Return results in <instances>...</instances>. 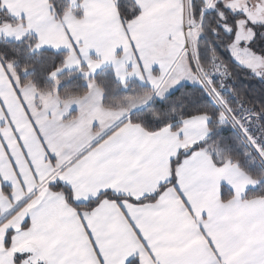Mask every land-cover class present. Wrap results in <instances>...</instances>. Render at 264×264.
<instances>
[{
  "label": "crops",
  "instance_id": "crops-1",
  "mask_svg": "<svg viewBox=\"0 0 264 264\" xmlns=\"http://www.w3.org/2000/svg\"><path fill=\"white\" fill-rule=\"evenodd\" d=\"M67 1L58 17L49 0H0L14 20L0 21V40L33 36L35 51H65L63 69L88 83L82 96L62 98L20 84L0 59V264H264V197L245 199L250 177L203 150L178 162L174 185L153 201L103 198L77 210L50 189L62 183L78 203L104 192L141 199L168 182L173 158L208 134L205 114L155 131L124 121L129 111L105 107L90 80L109 66L120 82L159 93L177 62L161 95L194 83L181 53L191 0H134L140 13L129 21L116 0ZM203 1L219 15L241 13L226 9L233 0ZM222 186L232 191L226 201Z\"/></svg>",
  "mask_w": 264,
  "mask_h": 264
},
{
  "label": "trees",
  "instance_id": "trees-1",
  "mask_svg": "<svg viewBox=\"0 0 264 264\" xmlns=\"http://www.w3.org/2000/svg\"><path fill=\"white\" fill-rule=\"evenodd\" d=\"M49 2L58 17L69 9L67 0ZM116 8L122 21L132 20L140 13L134 0H116ZM75 14L80 16V10L76 9ZM230 15L237 17L239 14ZM191 16L194 21H199L201 31L196 44L200 65L204 69H209L214 61L223 64L224 75L215 77L213 85L221 90L233 116L239 118L245 124L248 134L254 136L260 143L262 156L258 157L245 143V136L238 127L233 128L227 122L221 121L220 109L200 85L184 82L161 98L153 97L150 101L131 108L124 119L148 131H155L164 126L177 129L184 118L192 115L208 116L207 136L172 159L171 177L168 182L160 185L153 194L141 199L104 192L84 203L75 202L70 188L64 184L52 182L48 185L50 189L61 193L66 202L75 209H92L103 198L113 200L125 198L134 203L153 201L165 186L174 185L176 165L194 150H203L218 166L230 161L245 172L253 182L244 193L245 199L264 197L262 169L264 166H260L257 160L264 162V78L250 72L230 55L227 45L232 39L233 31L227 32L223 29L219 24L220 15L216 10L205 8L203 0H191ZM0 21L14 20L1 10ZM35 42L33 36L18 41L0 40V59L11 67L18 82L22 85L30 83L40 92L53 91L62 98L85 94L88 83L81 74L76 70L63 69L66 52L51 49L35 51L33 50ZM251 44L256 49H262L254 40ZM58 69H61L60 73L55 79L52 78V72ZM90 80L101 89L102 103L108 108H118L127 101H136L151 93L148 85L140 84L137 80L120 82L109 66L100 69ZM231 196L232 191L222 186V200L226 201ZM11 232L10 230L6 235V246L9 245ZM18 259L19 257H16V261ZM127 264H138V260L133 258Z\"/></svg>",
  "mask_w": 264,
  "mask_h": 264
},
{
  "label": "rangeland",
  "instance_id": "rangeland-1",
  "mask_svg": "<svg viewBox=\"0 0 264 264\" xmlns=\"http://www.w3.org/2000/svg\"><path fill=\"white\" fill-rule=\"evenodd\" d=\"M225 7L226 9H234L236 12H241L237 17H232L226 13L220 14L219 24L225 31H233L232 39L227 45L230 55L250 72L264 78V0H233L227 2ZM205 8H210V6L205 4ZM183 23H186L189 29L185 33V40L181 53L187 55L189 60L190 69L195 79L194 83L191 84L200 85L210 95L213 102L220 109L221 121L227 122L233 128L237 129L238 127L245 136V143L255 151L258 157H261L262 149L260 143L254 136L248 134L245 124L239 120V118L233 116L221 90L213 85L215 77L224 75L223 64L219 61H214L209 69H204L200 65L196 50L197 39L201 33L199 21H194L191 17L188 21L186 20ZM253 40L262 48L261 50L252 46L251 43ZM177 65V62L172 65L167 77L170 73L172 74L176 71ZM59 73H57V75ZM167 77L160 81L158 87L159 93L156 92V89L153 90L150 88L151 93L136 99V101H127L123 106L117 108L119 112L129 111L137 105L150 101L153 97L161 98L168 94L169 92L161 95L162 92L166 90L169 81ZM189 80L192 81V79ZM257 160L259 165L263 167L264 162H261L262 160L260 161V159ZM262 169L264 170V167Z\"/></svg>",
  "mask_w": 264,
  "mask_h": 264
},
{
  "label": "built area",
  "instance_id": "built-area-1",
  "mask_svg": "<svg viewBox=\"0 0 264 264\" xmlns=\"http://www.w3.org/2000/svg\"><path fill=\"white\" fill-rule=\"evenodd\" d=\"M188 29H189L188 25H186V23H183V25H182L183 32L186 33L188 31ZM238 133H239V131H238ZM239 134H241V133H239Z\"/></svg>",
  "mask_w": 264,
  "mask_h": 264
}]
</instances>
